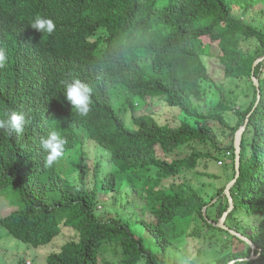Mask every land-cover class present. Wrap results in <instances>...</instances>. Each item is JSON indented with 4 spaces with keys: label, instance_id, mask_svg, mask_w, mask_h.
I'll return each mask as SVG.
<instances>
[{
    "label": "trees",
    "instance_id": "1",
    "mask_svg": "<svg viewBox=\"0 0 264 264\" xmlns=\"http://www.w3.org/2000/svg\"><path fill=\"white\" fill-rule=\"evenodd\" d=\"M261 3L0 0V119L17 112L26 121L20 134L0 128V196L11 188L19 202L0 217L6 231L0 235L41 248L72 229L77 239L46 264H173L172 252L190 242L197 243L196 255L216 246V264H264V28L236 16ZM37 16L52 19L55 30H34ZM248 38L257 40L252 50L243 46ZM214 57L226 78L250 82L235 125L225 121L232 91L214 82L204 60ZM72 79L91 89L87 116L64 95L62 81ZM149 98H164L186 118L179 126L160 124L138 109ZM214 123L229 130L230 145L220 147ZM243 126L237 171L235 136ZM52 131L67 143L49 168L40 141ZM87 141L102 148L105 164L93 167ZM223 149L233 159L230 182L238 174L225 225L254 250L217 226L231 205L226 187L213 202L177 181L184 173L209 176L198 172L201 161H219L214 153ZM102 192L113 194L114 205L123 202L122 209L99 208ZM195 259L189 264L208 261Z\"/></svg>",
    "mask_w": 264,
    "mask_h": 264
},
{
    "label": "rangeland",
    "instance_id": "2",
    "mask_svg": "<svg viewBox=\"0 0 264 264\" xmlns=\"http://www.w3.org/2000/svg\"><path fill=\"white\" fill-rule=\"evenodd\" d=\"M236 16L241 18V20H243L246 24L264 28V0H262L261 5L255 7V9H251L246 16L242 15L241 10L236 12ZM204 42L206 43L207 39H204ZM256 44L257 40L255 38H248L243 41V46L246 50H252ZM204 60L207 65L209 75L214 80V82L217 84L223 83L228 91H232L231 96L229 95L230 104H228L231 106L232 110L226 113L225 121L228 125H235L236 121L238 120V112L242 111L249 102V97H247V94H250V82H234L231 79L226 78L224 69L216 57L204 58ZM139 108H141L140 111L153 114L160 124L179 126L181 120L186 118L179 109L168 107L164 98H149L147 101H142L141 106H139L138 109ZM127 122L131 123L129 119H127ZM242 128L244 130L245 126ZM213 129L218 134V141L221 148L230 145L231 138L225 136L229 133L228 129L222 128L221 124L218 123L213 124ZM241 129L236 134H238ZM223 135L225 137H223ZM243 135L244 132H242V139ZM86 147L87 148L85 150L91 157L93 167H95V164L98 161L103 160L104 164L107 162V160L104 159L105 156L101 151V147L95 146V143L92 141H87ZM210 149L213 150L212 147ZM185 150L191 151V149L188 147L185 148ZM214 155H217V158L221 159L219 161L215 159L201 161L198 171L206 172L209 174V176L200 177L196 173H184L180 175V178L177 181H183L187 184H191L206 200L212 199L213 202H216L220 196L219 188L228 187L230 184L229 177L233 171V159L229 149H223L222 153H214ZM172 181L173 179H170V182ZM168 184L169 180L168 183L166 182L164 184V186L168 188ZM13 191L14 190L10 188L5 191L7 192L6 194L0 196V217L7 215L8 213L6 212L10 208L13 209L12 212L19 208L17 196L15 193H13ZM113 198V194L107 195L102 192L100 194L101 204L99 205V208H103L108 213L120 211L124 206V203L120 202L119 204L114 205L112 203L114 202ZM121 199L125 200L126 196H121ZM2 232L6 233L5 229H0V233ZM0 236V244L7 247V250H4L5 248L3 249V247H1L0 264H19L21 259H23L26 264H46V260L52 252L59 251L64 244L75 240L76 238L75 232L72 231V229L64 228L62 234L58 236L49 246L41 248H29V246L9 236L8 233L2 234ZM196 246L197 243L190 242L187 248L175 249L171 255L172 263L189 264L191 257L195 256V260L200 259L202 262H206L208 260L206 264H216L215 260L219 255V250H217L216 246L204 247L201 255H196ZM26 247L29 249L27 250ZM168 254L170 256L171 251H169ZM109 258L110 260H119L118 257L114 256ZM195 264L198 263L196 262Z\"/></svg>",
    "mask_w": 264,
    "mask_h": 264
},
{
    "label": "clouds",
    "instance_id": "3",
    "mask_svg": "<svg viewBox=\"0 0 264 264\" xmlns=\"http://www.w3.org/2000/svg\"><path fill=\"white\" fill-rule=\"evenodd\" d=\"M31 27L37 32L51 34L55 30L56 24L50 18L37 16L32 22ZM4 59L5 54L3 51H0V61ZM62 83L64 84V95L73 106L75 112L80 116H87L91 103V89L88 85L79 79L62 81ZM25 123V117L22 113L11 112L8 114L7 119H0V128L6 129L9 133L15 131L17 134H20L24 131ZM40 143L42 148L48 153L45 159V167L50 168L62 157L67 142L59 131H52L46 139L42 137Z\"/></svg>",
    "mask_w": 264,
    "mask_h": 264
},
{
    "label": "water",
    "instance_id": "4",
    "mask_svg": "<svg viewBox=\"0 0 264 264\" xmlns=\"http://www.w3.org/2000/svg\"><path fill=\"white\" fill-rule=\"evenodd\" d=\"M253 81L255 83V85L257 86V88L259 89V85H258V81L253 78ZM260 99V97H258ZM245 130V129H244ZM243 128L241 129V131L236 134V138H235V148H236V167H237V171L239 169V162H240V151H241V139H242V132L244 131ZM239 173V172H238ZM238 178V174H237V177L236 179H234V181L230 182L229 186L226 187V195L228 196L229 200H230V208H229V211L223 216V218L220 220V223L218 224V226L224 230H228L229 232H231L233 235L235 236H238L241 240L247 242L251 247L252 249L254 250L255 249V245L250 241L248 240L246 237L242 236L241 234H238L236 233L235 231L233 230H230L226 225H225V222H226V219L229 215V213L234 209V203H233V199L231 197V194H230V189L232 188V186L234 185V183L236 182ZM255 256L252 254V257L249 258V260L251 259H254ZM234 263V262H233ZM231 263V264H233Z\"/></svg>",
    "mask_w": 264,
    "mask_h": 264
}]
</instances>
